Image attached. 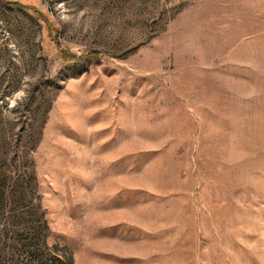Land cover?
<instances>
[{
  "label": "rangeland",
  "instance_id": "rangeland-1",
  "mask_svg": "<svg viewBox=\"0 0 264 264\" xmlns=\"http://www.w3.org/2000/svg\"><path fill=\"white\" fill-rule=\"evenodd\" d=\"M0 194L16 264H264V0H0Z\"/></svg>",
  "mask_w": 264,
  "mask_h": 264
},
{
  "label": "trees",
  "instance_id": "trees-1",
  "mask_svg": "<svg viewBox=\"0 0 264 264\" xmlns=\"http://www.w3.org/2000/svg\"><path fill=\"white\" fill-rule=\"evenodd\" d=\"M2 194H0V210L3 207ZM27 208L29 213H33V216H37V207L32 205ZM20 218L23 219V217ZM37 218L38 219H34V223L32 224L31 228H29L30 232L26 235L29 236L28 243L31 246L28 252L31 259L35 261L36 264H54L57 260L45 247V223L40 219V217L37 216ZM14 225L15 224L12 221H8L3 223V225H0V264H16L14 259L16 252L10 248H7V239H12V242L22 240V238L19 237L21 234H19V232L15 229ZM60 250L62 253H64V250ZM59 262L60 264H68L65 261Z\"/></svg>",
  "mask_w": 264,
  "mask_h": 264
}]
</instances>
